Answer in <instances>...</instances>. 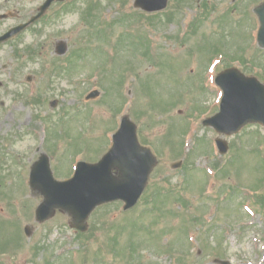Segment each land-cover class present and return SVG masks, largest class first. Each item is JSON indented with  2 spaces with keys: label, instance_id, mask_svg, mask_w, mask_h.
I'll return each mask as SVG.
<instances>
[{
  "label": "rangeland",
  "instance_id": "374dc122",
  "mask_svg": "<svg viewBox=\"0 0 264 264\" xmlns=\"http://www.w3.org/2000/svg\"><path fill=\"white\" fill-rule=\"evenodd\" d=\"M96 1L100 2L99 11L105 18L101 19V23L104 21V28L110 26L114 19H118L119 24H116L115 30L106 31L110 32V37L107 33L99 32L89 37L92 41L90 46L98 49L90 50L77 68H72L69 72L58 70L56 75L50 77L51 74L44 70L45 67H49L48 72L51 70L46 63L51 61L57 68L60 65L53 63L55 60L48 49L61 38L69 42L70 51L72 48V52L77 49L75 38L82 30L79 26L80 7L86 8ZM133 1L79 0L78 9L74 12L66 13L62 10L63 15L55 21L42 22L37 27L41 34L29 31L23 35L15 44H32L42 50L37 58L34 57L36 62L30 61L26 69L34 74L35 80L30 84L14 83L17 62L10 44L0 50V64L9 65L8 73L0 72V81H7V85L0 88V173L6 178L4 187L0 186V264H179L180 261L183 264H216L213 262L216 257L229 261V264H264V214L259 210L264 212V204L258 202L255 206L257 211L253 208L255 213H249L242 207L246 191L242 193L240 190L261 186L259 183L251 185L256 176L263 184L264 161L261 152L243 154V147L240 150L243 158L233 162L228 177L225 171L220 178L209 173L206 175L205 171L211 170L210 164L214 159L209 146L211 140L218 136L211 127L200 125L206 114L199 121L192 119L190 123L185 142V151H191L189 160L181 158L179 145L175 151L164 142L172 122L178 125L172 128L176 135L183 129H188V119L200 114L201 108L215 107L219 89L209 94L201 91L200 84L209 82L211 86L213 76L223 69L224 62L231 63L243 57L245 63L251 66L250 69H262V63L259 62L264 61V54L259 51L256 43L258 21L252 12L256 0H238L235 5L232 0H208L211 8L209 13L212 15L201 21H196L201 0H189L188 3L184 1L183 7L178 11L177 3L171 1L173 5L169 10L176 11L173 20L168 22L165 14H161L162 16L148 23L134 22V33H121L128 30L131 23L127 19L124 22L120 20L123 13L136 11ZM193 22L196 26H193ZM251 30L252 39L248 34ZM84 32L85 37L90 35ZM244 32L247 33L246 37ZM146 34L149 35L151 46H148L145 39ZM210 40H216L214 44L219 53L223 50L228 53L223 63L213 64L214 71L207 69V61H202L206 56L204 52L212 48ZM72 52L68 55L69 59ZM28 58L25 55L23 60ZM165 58H169L173 69H165L164 75L160 76L158 64L164 65ZM207 59L209 60L208 56ZM58 61L62 62L63 59ZM108 85L113 88L110 92L103 88ZM95 88L101 91L100 97L86 101L88 92ZM117 91L128 99L123 113L130 108L128 113L138 124L141 141L148 143L159 158V165L148 184L151 185L149 192L153 194L142 197L126 212L119 202L97 208L89 218L90 229L84 234L79 233L82 236L78 239L70 226V217L65 213L59 212L49 222L38 224L34 218V210L41 197L33 194L28 186L31 164L41 151H45L51 158L55 174L57 167L58 170L66 171L64 176L69 175L72 166L70 163L76 154L75 146L83 159L98 160L106 151L107 129L111 130L119 125L120 115L117 122H114L117 112L114 110L111 113L110 110L113 99H120ZM17 92L24 97L17 98ZM36 92L35 98L30 96ZM26 97L34 100L28 105ZM171 98L175 100V106L165 109ZM55 99L58 100V105L52 108L50 102ZM201 101L205 105L198 107L197 102ZM1 102L5 105L2 106ZM80 109L84 111V118L78 117ZM38 117H46L50 121L49 140L45 145L46 134ZM60 117L64 118V122H59ZM253 126L246 131L260 132L261 135L254 133L250 137L249 132L245 131L240 136L228 138L231 147L226 157H232L229 163L236 159L239 144L244 140H252L254 143L259 141L264 155V129L257 128L258 125ZM195 136H203L204 145L200 143L192 151ZM173 137L176 141L174 135ZM67 150L72 151L69 160ZM178 160H183L182 165L177 169L172 168V164ZM253 163L261 166L262 171L255 172ZM236 169H239V175ZM57 178L64 179L59 176ZM23 180L26 186L25 183L20 186ZM166 180L169 183L161 185L167 187L169 193H162L161 188L153 186L156 182ZM177 185L182 186L185 191L183 205L189 208L187 225L194 228L198 224L203 227L201 231L212 228L200 235L197 231L200 242L195 245V251L186 235H182V240H177V236L183 233L181 228L176 227L185 219L184 208H187L177 202V198L181 197L174 191ZM204 188L205 193L202 191ZM222 195L228 196L221 200ZM159 197L171 200L162 205ZM163 214L167 215L162 218ZM169 214H173V217H169ZM203 214L207 224L202 220ZM107 218L118 220L119 227L112 230L107 223L101 224ZM211 218L213 223L208 225ZM125 220L133 222L131 228L126 227ZM26 224L31 228L30 237L24 232ZM147 225L149 231L154 227L157 229L150 240H147ZM120 226L122 231L124 227L126 229L124 235L118 238L120 244H114L109 240H113L112 237ZM164 226H167V230H174L168 232L165 238L162 237ZM6 242L10 244L5 248ZM209 244H213L217 248L215 253L219 251L221 255L204 249ZM187 246L192 248L189 255ZM123 247L125 249L121 253ZM136 253H141L143 260L134 261Z\"/></svg>",
  "mask_w": 264,
  "mask_h": 264
},
{
  "label": "water",
  "instance_id": "95a60500",
  "mask_svg": "<svg viewBox=\"0 0 264 264\" xmlns=\"http://www.w3.org/2000/svg\"><path fill=\"white\" fill-rule=\"evenodd\" d=\"M166 3L167 0H137L136 4L155 11L164 8ZM257 12L263 21L260 40L264 44V4L257 8ZM217 82L225 91L222 110L220 114L207 119L205 124L231 134L248 121L264 123V86L232 69L221 73ZM114 142V147L100 162L79 163L75 177L66 182H57L51 177L46 159L36 163L32 185L46 197L38 208L40 219L48 218L55 209L60 208L73 215L75 227L85 230V221L98 204L122 199L126 202L125 208H129L138 201L156 158L150 149L139 144L136 126L128 117L123 118L121 129L114 135ZM221 147L226 149L223 143ZM113 169H117L116 175L112 173Z\"/></svg>",
  "mask_w": 264,
  "mask_h": 264
},
{
  "label": "flooded vegetation",
  "instance_id": "af4514ba",
  "mask_svg": "<svg viewBox=\"0 0 264 264\" xmlns=\"http://www.w3.org/2000/svg\"><path fill=\"white\" fill-rule=\"evenodd\" d=\"M46 1L47 0H0V11H2V12L12 11L11 14L15 18H20L22 16V14H25V13L27 15L33 16L39 12L41 5H43ZM70 1H72V0H55V1H53L49 10H48V12H49L48 17L53 16L57 11H59V7L69 3ZM12 7L14 9L9 10ZM22 9H24L25 12H22ZM48 12H47V14H48ZM40 20H42V18ZM18 23H15L14 25H16Z\"/></svg>",
  "mask_w": 264,
  "mask_h": 264
},
{
  "label": "trees",
  "instance_id": "16d2710c",
  "mask_svg": "<svg viewBox=\"0 0 264 264\" xmlns=\"http://www.w3.org/2000/svg\"><path fill=\"white\" fill-rule=\"evenodd\" d=\"M154 185H155V184H154ZM164 199H168V198L159 197V202H160L161 200H164Z\"/></svg>",
  "mask_w": 264,
  "mask_h": 264
}]
</instances>
